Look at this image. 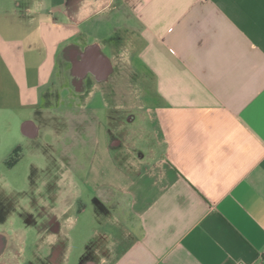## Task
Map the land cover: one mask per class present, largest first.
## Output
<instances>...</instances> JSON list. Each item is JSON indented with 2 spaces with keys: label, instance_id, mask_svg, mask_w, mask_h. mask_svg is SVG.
<instances>
[{
  "label": "crops",
  "instance_id": "crops-1",
  "mask_svg": "<svg viewBox=\"0 0 264 264\" xmlns=\"http://www.w3.org/2000/svg\"><path fill=\"white\" fill-rule=\"evenodd\" d=\"M11 126L69 164L62 264H261L264 0H0Z\"/></svg>",
  "mask_w": 264,
  "mask_h": 264
},
{
  "label": "rangeland",
  "instance_id": "rangeland-1",
  "mask_svg": "<svg viewBox=\"0 0 264 264\" xmlns=\"http://www.w3.org/2000/svg\"><path fill=\"white\" fill-rule=\"evenodd\" d=\"M15 130L12 127L0 135V264H59L50 261L59 250H49L46 239L50 214L58 215L69 196L70 167L61 160L63 154L54 145V137L43 135L35 147L21 129ZM73 201L72 192L69 203ZM71 254L67 264H79L76 251Z\"/></svg>",
  "mask_w": 264,
  "mask_h": 264
},
{
  "label": "flooded vegetation",
  "instance_id": "flooded-vegetation-1",
  "mask_svg": "<svg viewBox=\"0 0 264 264\" xmlns=\"http://www.w3.org/2000/svg\"><path fill=\"white\" fill-rule=\"evenodd\" d=\"M50 229H53L54 232L58 233L59 230H60V224L59 222L57 221L56 218H52L50 220ZM61 244H58L57 247H55V249L59 250L57 253H53V256L50 257V261H51V258L52 260H54V262H58L59 264H62L63 261H64V253H63V250L61 249ZM2 246L0 244V255H2Z\"/></svg>",
  "mask_w": 264,
  "mask_h": 264
},
{
  "label": "built area",
  "instance_id": "built-area-1",
  "mask_svg": "<svg viewBox=\"0 0 264 264\" xmlns=\"http://www.w3.org/2000/svg\"><path fill=\"white\" fill-rule=\"evenodd\" d=\"M261 264H264V257L262 258Z\"/></svg>",
  "mask_w": 264,
  "mask_h": 264
},
{
  "label": "trees",
  "instance_id": "trees-1",
  "mask_svg": "<svg viewBox=\"0 0 264 264\" xmlns=\"http://www.w3.org/2000/svg\"><path fill=\"white\" fill-rule=\"evenodd\" d=\"M17 152H19V151H17Z\"/></svg>",
  "mask_w": 264,
  "mask_h": 264
}]
</instances>
